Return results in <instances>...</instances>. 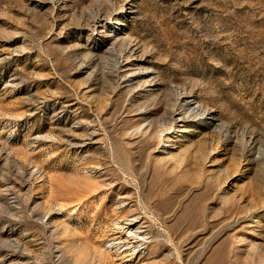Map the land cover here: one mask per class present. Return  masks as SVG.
<instances>
[{
  "label": "rangeland",
  "instance_id": "rangeland-1",
  "mask_svg": "<svg viewBox=\"0 0 264 264\" xmlns=\"http://www.w3.org/2000/svg\"><path fill=\"white\" fill-rule=\"evenodd\" d=\"M131 212L264 264V0H0V264H118Z\"/></svg>",
  "mask_w": 264,
  "mask_h": 264
},
{
  "label": "bare ground",
  "instance_id": "bare-ground-1",
  "mask_svg": "<svg viewBox=\"0 0 264 264\" xmlns=\"http://www.w3.org/2000/svg\"><path fill=\"white\" fill-rule=\"evenodd\" d=\"M183 103L187 108L194 105L192 101L187 100H184ZM176 118L178 122H184L185 115L178 113ZM179 127V130L183 131L182 126ZM150 238L151 233L148 229L146 217L140 213L131 212L117 221L113 232L109 236L108 241L110 244L108 247L118 264H155L153 261L147 260L148 254L145 253L151 245ZM22 263L27 264L26 262Z\"/></svg>",
  "mask_w": 264,
  "mask_h": 264
}]
</instances>
